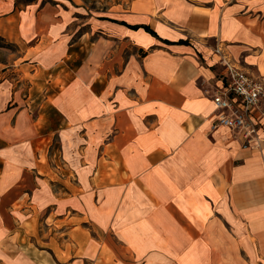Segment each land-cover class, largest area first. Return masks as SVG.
Instances as JSON below:
<instances>
[{
    "label": "crops",
    "instance_id": "1",
    "mask_svg": "<svg viewBox=\"0 0 264 264\" xmlns=\"http://www.w3.org/2000/svg\"><path fill=\"white\" fill-rule=\"evenodd\" d=\"M45 1L0 0V264H264L212 100L216 47L264 81V0Z\"/></svg>",
    "mask_w": 264,
    "mask_h": 264
},
{
    "label": "built area",
    "instance_id": "2",
    "mask_svg": "<svg viewBox=\"0 0 264 264\" xmlns=\"http://www.w3.org/2000/svg\"><path fill=\"white\" fill-rule=\"evenodd\" d=\"M215 54L227 70V82L212 97L218 112L213 129L226 128L244 141L245 148L260 150L264 146V123L256 114L264 103V81L235 66L222 47H216Z\"/></svg>",
    "mask_w": 264,
    "mask_h": 264
},
{
    "label": "rangeland",
    "instance_id": "3",
    "mask_svg": "<svg viewBox=\"0 0 264 264\" xmlns=\"http://www.w3.org/2000/svg\"><path fill=\"white\" fill-rule=\"evenodd\" d=\"M45 2L48 3L49 6H54V5H59L60 7L62 6L59 0H47ZM0 44H1V41H0ZM263 107H264V103L261 104L260 110H263Z\"/></svg>",
    "mask_w": 264,
    "mask_h": 264
},
{
    "label": "trees",
    "instance_id": "4",
    "mask_svg": "<svg viewBox=\"0 0 264 264\" xmlns=\"http://www.w3.org/2000/svg\"><path fill=\"white\" fill-rule=\"evenodd\" d=\"M0 41H1L0 47H5V46H6V44H5V43H3L2 39H0ZM7 46L11 47L10 45H7Z\"/></svg>",
    "mask_w": 264,
    "mask_h": 264
}]
</instances>
